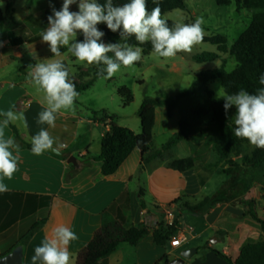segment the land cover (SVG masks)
<instances>
[{"label": "crops", "instance_id": "0c3cea01", "mask_svg": "<svg viewBox=\"0 0 264 264\" xmlns=\"http://www.w3.org/2000/svg\"><path fill=\"white\" fill-rule=\"evenodd\" d=\"M51 3L58 10L63 0H51ZM51 11L49 0H0V112L11 109L26 117L27 126L22 121L10 124L26 143L31 144L32 136L40 128L47 129L55 140L53 148L61 153L55 155L45 151L35 155L31 149L21 147L16 142L19 150L12 151L19 158L17 171L11 179L0 177V182L8 187V191L0 193V257L21 245L22 264H31L34 249L45 238H52L54 228L63 225L78 237L68 246L71 253L69 264H77L78 251L100 227V213L127 189L128 208L122 210V226L128 228L143 223L149 228V234L136 245L120 243L100 264H155L158 261L162 264L165 260L171 261L179 257L180 253L170 259V252H166L164 246L154 245L151 233L153 228L165 223L166 213L178 205L171 202L181 194H186L194 203L201 199L198 195L202 191V185L193 169L178 172L168 168L166 161H153L138 180L141 156L134 149L114 174L102 176L100 163L86 164L81 157L87 152L92 157L98 156L100 140L107 130L108 120L62 109L56 114L54 127L36 122L37 115L45 104L44 95L30 79L25 78L33 70L35 62L28 70L13 63L22 56L21 50L30 49L42 42L38 40L42 19L45 21L46 15H50ZM52 57L56 56L52 54ZM71 76L69 74V80ZM178 113V109L174 108L170 119L166 107L155 108L152 141L156 136L163 135L165 138V134L177 131L176 123L180 118ZM3 119L0 116V121ZM78 124H84L81 134H78ZM116 124L125 126L117 121ZM127 127L137 133L131 126ZM4 131L5 137H13L9 125ZM165 140L166 138L161 141L160 146ZM188 149L186 143L179 142L173 149V157H188ZM70 156L76 158L77 165L67 163L66 159ZM71 167L76 168L77 173L65 183L64 177ZM139 187L145 190L142 201L138 199ZM197 217L201 220L200 229L197 232L190 226L195 230L191 239L206 236L216 237V240L202 242L204 247L199 253L195 247L196 253L185 259L184 264H228L207 248L216 249L215 243H222L219 251L234 261L246 240L259 238V225L229 204H215L207 214ZM41 221L43 224L22 244V237L29 233L34 224Z\"/></svg>", "mask_w": 264, "mask_h": 264}, {"label": "trees", "instance_id": "16d2710c", "mask_svg": "<svg viewBox=\"0 0 264 264\" xmlns=\"http://www.w3.org/2000/svg\"><path fill=\"white\" fill-rule=\"evenodd\" d=\"M98 2L103 4L105 0H98ZM128 2L130 0H112L114 6ZM216 2L218 5H228L231 0H216ZM234 2L237 11L242 9L253 10L247 29L230 46L227 45L225 37L221 35L204 36L203 38L204 42L215 45L218 53L228 54L234 60L235 67L233 70L229 73L225 72L223 62L221 66L211 70H201L192 86L172 99L144 97L137 111L139 118V132L137 133L130 128L116 124L114 117L108 114L105 109L99 110L102 119L108 120L107 130L100 140L99 154L97 157H92L87 152L81 158L86 164L90 162L100 163V174L109 176L114 174L128 155L136 149L141 156L137 171V179L140 180V174L153 161H166L168 168L178 172L192 170L196 162V151L191 143L189 145L191 156L174 158L172 151L181 141L190 142L193 139L194 142H197L203 140L204 147H209L227 165V168L223 170V173L228 176L225 186L213 195L205 196L196 203L187 201L188 196L186 194H181L171 203L180 205V210L195 216L207 214L212 206L219 203H226L241 210L244 217L259 225L260 237L257 240H246L241 245L239 255L234 261L219 250L210 248L207 250L228 264H264V219L260 218L257 213V201L255 199L240 196L242 179H239L241 168L249 167L253 170L252 181L264 185V149L253 146L249 153H243L244 148L250 143L247 139L237 138L234 135L235 107L230 108L225 114L222 106L224 101L214 99L211 90L206 87V84L213 80H218L223 91H227L229 94L237 92L240 88L255 94L258 88L264 87L259 84V77L264 73V0H234ZM157 3L161 8L162 17L174 9H186L184 0H157ZM146 5L149 12L156 7L153 0H146ZM47 17L48 15L45 17L46 22H48ZM166 20L168 26L174 28L173 22ZM1 24L0 22V28ZM98 28L105 33L101 41L124 43L119 32L109 31L105 24L98 25ZM126 42L132 46L141 47L143 54L153 51L150 42L139 45L135 36L128 37ZM107 55L113 56V53L109 52ZM218 56L214 53H201L193 55L192 60L197 63H204L213 61ZM98 67H103V65H90L89 73L84 76L86 78L84 81H75L73 75L70 77V81L74 83L79 94L90 88L97 79L103 78L97 74ZM116 93L122 108L128 106L133 100V96L125 86H119ZM182 100L190 105V110L188 113H183L178 120V130L170 135L159 149H151L155 108L158 106L166 107L167 116L171 117L172 110ZM9 126L15 141L21 147L31 149V144L20 138L16 128L10 124ZM76 173L77 169L71 167L70 171L66 172L64 182L68 183ZM128 193V190L124 189L100 213V227L94 231L90 241L78 251L77 264H100V261L113 252L120 243L136 245L149 234V228L143 223L128 228L122 226V210L128 208ZM137 193L138 199L142 201L145 190L139 187ZM140 203L143 207L142 202ZM178 223L176 218L173 225L159 224L158 227L153 228L151 235L154 245L164 246L167 242L169 243V240L178 230ZM42 224L43 221L34 224L29 233L22 237V244L27 242L33 232ZM198 250L199 248H197ZM159 263L160 261L155 264Z\"/></svg>", "mask_w": 264, "mask_h": 264}, {"label": "clouds", "instance_id": "9594fccd", "mask_svg": "<svg viewBox=\"0 0 264 264\" xmlns=\"http://www.w3.org/2000/svg\"><path fill=\"white\" fill-rule=\"evenodd\" d=\"M26 2V0H25ZM151 12L148 11L146 0H130L120 6H114L112 0L99 3L98 0H63L59 10L49 4L52 14L47 17L48 27L41 33V40L49 47L50 52L59 56L60 49L67 47L69 52L80 62L98 67V75L105 79L114 76L121 67H132L139 62L143 49L128 44L127 38L135 36L139 45L150 42L153 52L161 58H173L177 53H190L193 46L203 42L204 30L202 18L191 24H177L174 28L162 17L157 0ZM77 5V11L70 6ZM105 24L111 32H119L124 43H104L105 35L98 28ZM82 34L83 39L77 40ZM111 52L113 56L107 54ZM106 73V75H105ZM30 82L43 92L45 104L37 115L38 124L55 126L56 114L62 109H72L79 93L74 83L69 80V71L60 60L37 63L29 73ZM259 84L264 86V73L259 77ZM225 114L235 107L234 135L247 139L256 148L264 149V87L257 89L255 94L244 88L229 94L220 93ZM4 119L0 121V177L12 178L17 171L18 156L12 149L19 150L14 137H5L4 129L16 121L24 122L26 117L9 109L0 112ZM54 138L47 129L40 130L31 138V151L40 155L47 150H54ZM8 191V187L0 182V193ZM78 239L76 233L66 226L53 229L52 238H45L34 249L31 264H69L71 253L68 246Z\"/></svg>", "mask_w": 264, "mask_h": 264}, {"label": "rangeland", "instance_id": "374dc122", "mask_svg": "<svg viewBox=\"0 0 264 264\" xmlns=\"http://www.w3.org/2000/svg\"><path fill=\"white\" fill-rule=\"evenodd\" d=\"M184 2L186 4L185 10L174 9L165 13L163 18L172 21L174 27L177 24H191L198 17L202 18L204 21L202 24L205 33L204 36L221 35L225 37L228 46L247 29L251 21V14L253 13V10L248 9L237 11L234 0H231L228 5H218L216 0H184ZM39 6L42 8L41 4ZM71 10L77 11V5L73 4ZM102 24L103 23L99 25ZM47 27L48 22L42 19L40 38L38 40H41V33ZM77 39L82 40V34H78ZM102 42L108 43L106 41ZM60 50H63V52L59 56L52 57L48 45L41 42L30 49L21 50L22 56L15 59L13 65L15 64L18 67H23L24 70H28L33 66V62L37 64L41 62L47 63L52 60H60L64 63L69 74L74 76L75 81H84L86 79L84 76L89 73L90 65L78 61L71 52H69L67 47H62ZM201 53H214L219 56L213 61L204 63H197L192 60L193 55ZM223 62L225 72L229 73L235 67L234 60L230 58L228 54L218 53L215 45L204 41L193 46L190 53L180 52L173 58H161L153 51L146 54L142 53L141 60L138 64H134L132 67L122 66L111 78L105 79L103 77L97 79L90 88L78 95L71 110L78 114H87L93 118L100 119L102 114L99 110L105 109L108 114L114 117L115 122L117 121L125 125L124 127L131 126L136 132H139L137 111L144 97L166 100L172 99L177 94L187 91L192 86L201 70H211L221 66ZM25 78L30 79V76L26 75ZM119 86L127 87L133 96L132 102L125 108L121 107L119 97L116 93V89ZM206 87L211 90L214 99H222L218 98L220 93L223 92V88L218 80L209 81ZM175 108L178 109L179 117H181L183 113H188L190 105L185 100H182ZM164 117L166 116L164 115ZM83 125L84 124H78V134L83 133ZM176 125L178 130V121ZM73 127H75V124H73ZM170 135L165 134L166 140ZM165 138L163 135L156 136L152 141L151 149H159L161 147V141L163 142ZM194 141L195 140L191 139L190 142H182L186 143L188 148L190 143L195 148L196 162L193 171L202 185V191L198 195V197L202 199L205 196L213 195L225 186L228 176L223 173V170L227 168V165L221 161L209 147H204L203 140ZM252 147L253 145L249 144L244 148L243 153H249ZM188 151V156H191L190 148ZM173 155L174 151H172V156ZM252 173L253 170L249 167L241 168L239 172V179H242L240 196L243 198L255 199L257 201V213L260 218L264 219V185L262 186L252 181ZM237 194H239L238 191ZM186 200L190 203H194L193 200H190L188 197ZM170 212L174 219L177 218L179 227L184 231L190 226H193L197 232L199 231L201 225L199 217L180 210V205L172 208ZM162 223L164 225L166 224L164 222ZM258 232L260 237V229ZM186 237L187 242L181 247L172 249L168 242L164 245L165 251L170 252V259L186 248L197 247L199 248V253L204 247L202 242L206 240H216V237L209 238L204 236L195 239H191L188 235H186ZM214 246L216 249L220 250L222 248V243H215Z\"/></svg>", "mask_w": 264, "mask_h": 264}, {"label": "water", "instance_id": "95a60500", "mask_svg": "<svg viewBox=\"0 0 264 264\" xmlns=\"http://www.w3.org/2000/svg\"><path fill=\"white\" fill-rule=\"evenodd\" d=\"M53 149L54 150H47L46 152L55 155H61V153L57 149ZM66 161L67 163H71L72 165H77V161L74 156L68 157ZM194 253H196V248L184 249L181 251L179 257L162 264H184L185 259L190 258ZM22 256L23 248L21 245H18L7 255L0 257V264H22Z\"/></svg>", "mask_w": 264, "mask_h": 264}, {"label": "built area", "instance_id": "2783aa9c", "mask_svg": "<svg viewBox=\"0 0 264 264\" xmlns=\"http://www.w3.org/2000/svg\"><path fill=\"white\" fill-rule=\"evenodd\" d=\"M174 217L171 214V212H167L165 216V223L166 225H173L174 224ZM177 232L176 234L169 240V245L172 248H178L181 247L184 243L187 242V237L188 235L190 238H193L195 235V230L193 228H188L186 231L181 229L179 226L177 227Z\"/></svg>", "mask_w": 264, "mask_h": 264}]
</instances>
